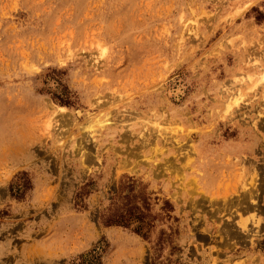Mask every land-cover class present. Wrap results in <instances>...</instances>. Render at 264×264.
<instances>
[{
	"label": "rangeland",
	"instance_id": "374dc122",
	"mask_svg": "<svg viewBox=\"0 0 264 264\" xmlns=\"http://www.w3.org/2000/svg\"><path fill=\"white\" fill-rule=\"evenodd\" d=\"M0 264H264V0H0Z\"/></svg>",
	"mask_w": 264,
	"mask_h": 264
},
{
	"label": "trees",
	"instance_id": "16d2710c",
	"mask_svg": "<svg viewBox=\"0 0 264 264\" xmlns=\"http://www.w3.org/2000/svg\"><path fill=\"white\" fill-rule=\"evenodd\" d=\"M61 105L70 106V100L68 96L65 94V97L62 99H57ZM24 175V174H22ZM129 187V186H128ZM131 189V186L129 187ZM23 194H20L18 199H22ZM129 200V199H128ZM112 209H109L108 215L103 217V225L106 227L109 226H119L123 228H132L136 234H140V231L148 225L146 223V219L149 218V215L143 211H140L138 207L135 205H130V201L125 208L119 211L118 208L115 207L114 203H111ZM147 212V209H145ZM137 224V225H135ZM143 238H146V234H141Z\"/></svg>",
	"mask_w": 264,
	"mask_h": 264
},
{
	"label": "bare ground",
	"instance_id": "6f19581e",
	"mask_svg": "<svg viewBox=\"0 0 264 264\" xmlns=\"http://www.w3.org/2000/svg\"><path fill=\"white\" fill-rule=\"evenodd\" d=\"M51 123L52 121H47L46 122V129L45 131L48 132L49 128L51 127ZM242 161V160H241ZM237 184V183H236ZM254 184H247L244 181H240L238 183V187H234L230 193V196L226 197L224 196L222 199H229L231 198V196H235V199H242V198H247L248 200H251V203L254 202V197L256 196V194H254L252 192V188H254ZM253 199V200H252ZM226 200H224L223 202L225 203ZM254 209L251 210V212H249L250 216L246 219H242V217H238L239 221L237 222V226L239 227L240 230H242L243 232L247 233V219L252 220V223L255 224V226H258L259 224V219L255 216L254 214ZM249 232V231H248ZM232 235V234H231ZM230 237V235H227Z\"/></svg>",
	"mask_w": 264,
	"mask_h": 264
}]
</instances>
